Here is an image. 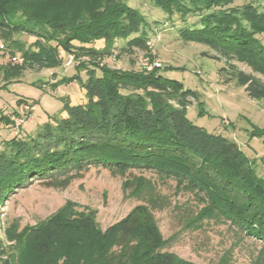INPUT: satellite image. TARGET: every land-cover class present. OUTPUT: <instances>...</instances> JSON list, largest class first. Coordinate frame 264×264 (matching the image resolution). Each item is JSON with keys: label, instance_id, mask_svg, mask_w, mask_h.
Segmentation results:
<instances>
[{"label": "trees", "instance_id": "trees-1", "mask_svg": "<svg viewBox=\"0 0 264 264\" xmlns=\"http://www.w3.org/2000/svg\"><path fill=\"white\" fill-rule=\"evenodd\" d=\"M24 1L34 0H0V52L8 50L17 59V51L20 58L19 65L5 69L2 88L27 68L55 70L63 65L61 54L67 59L71 55L76 74L59 82L76 81L86 101L71 105L65 97L61 113L30 134L1 143L0 195L37 180L63 187L93 167L120 175L146 172L175 182L178 191L193 194L203 204L189 221L196 229L207 220H219L264 246V180L237 143L187 118L190 106L202 104L198 92L166 78L171 67L136 72L101 65L104 58L114 57L117 40L126 41L122 53L148 51L145 17L125 3L107 0L105 9L87 18L72 21L52 13L26 23L20 18ZM155 6L169 18H194L195 23L177 31L179 38L215 51L218 57L213 59L228 62L219 70L224 83L243 88L252 100H264V0H157ZM15 34L32 37V49L14 41ZM97 40L105 45L94 48ZM230 62L243 64L251 73ZM17 104L28 106L23 99ZM198 110L203 113V108ZM11 116L0 109V125H11ZM135 177L142 180L133 185L131 196L145 200L146 207L140 206L146 212L136 208L100 231L95 210L78 211L65 203L37 227L27 228L21 244L40 264H58L64 250H72V264H193L163 251L170 240L161 237L150 210L160 207L156 187L142 175ZM149 191L151 199L144 197ZM262 257L253 264H264ZM0 264L24 260L6 254L0 240Z\"/></svg>", "mask_w": 264, "mask_h": 264}, {"label": "rangeland", "instance_id": "rangeland-1", "mask_svg": "<svg viewBox=\"0 0 264 264\" xmlns=\"http://www.w3.org/2000/svg\"><path fill=\"white\" fill-rule=\"evenodd\" d=\"M106 1H24L21 4L20 18L28 23L33 17L43 18L58 13L74 21V18L79 16L89 17L90 12L99 13L107 7ZM113 1L118 4L125 3L145 17L148 23L145 29L149 41L148 51L134 50L122 53L120 49L126 41L117 40L114 43V57L104 58L100 61L101 65L136 72L171 67L172 71L164 73V76L197 91L201 98L202 104L199 108L194 104L187 109V118L208 133L222 135L237 143L252 162L257 175L264 180V138L261 136L264 131V100H252L247 97L243 88L224 83L219 76V70L227 67L228 62L222 58L213 59L218 57L215 51L201 44L184 42L179 38L177 31L195 23L194 18L188 17L183 21L176 14L169 18L155 6L157 0ZM241 4L243 2L236 5ZM12 39L25 48L32 49L34 39L27 34H15ZM103 45L105 44L102 40L92 43L94 48H102ZM0 46L4 47L1 40ZM13 54L18 57L15 61L11 59L8 50L0 52V109L3 113L12 115L11 125H0V145L13 136L23 137L30 134L38 125L61 113L63 98L67 97L71 105L83 104L86 101L84 90L76 81L68 84L59 82L63 77L76 74L75 66L72 65L73 59L71 65L66 66L64 63L67 57L64 54L60 55L63 60L60 68H27L20 78L2 88L5 85V69L20 63L18 52L14 51ZM81 60L88 61L87 58ZM154 63H159V66L146 68ZM230 63L246 73H251L250 69L241 63ZM96 73L99 72L96 70ZM80 76L85 79L84 72ZM19 99H23L28 105L23 107L24 110L17 104ZM202 108L203 113L200 114L198 109ZM14 112L21 117L12 114ZM253 133L259 136L250 135ZM139 175L150 179L156 187L160 207L150 210L161 237L170 240L163 251L172 252L193 264H253L260 256L264 259V246L260 241L246 236L224 222L207 220L197 229L192 225L193 222L189 223L203 204L193 194L178 191L175 182L156 178L146 172L112 174L102 167L89 169L63 187H47L37 180L3 197L1 193L2 248L6 254L21 255L24 264H40L41 259L32 257L27 247L21 244V235L27 228L37 227L46 221L65 203H69L78 211L83 208L95 210L100 231L120 222L136 208L140 209L139 212H146L148 208L141 207H146L145 200L131 196L133 185L140 184L142 180L135 177ZM152 192H143L144 197H151ZM61 255L58 264H72V250H64Z\"/></svg>", "mask_w": 264, "mask_h": 264}, {"label": "built area", "instance_id": "built-area-1", "mask_svg": "<svg viewBox=\"0 0 264 264\" xmlns=\"http://www.w3.org/2000/svg\"><path fill=\"white\" fill-rule=\"evenodd\" d=\"M2 48H3V47L0 46V49H2ZM72 59H73V56L70 55V56L68 57V59L66 60V62H65L66 66L71 65V63H72V62H71ZM12 60L15 61L16 59H15V58H12ZM145 66H146V65H145ZM158 66H159V63H154V64H152V65H150V66H148V67L146 66V68H147V69H150L151 67H158ZM24 108H25V107H24ZM23 110H24V109H23Z\"/></svg>", "mask_w": 264, "mask_h": 264}]
</instances>
